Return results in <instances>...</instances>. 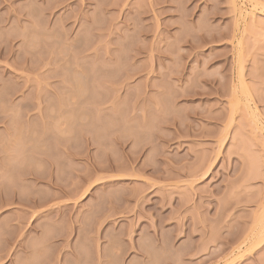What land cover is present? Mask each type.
<instances>
[{"label":"rangeland","instance_id":"1","mask_svg":"<svg viewBox=\"0 0 264 264\" xmlns=\"http://www.w3.org/2000/svg\"><path fill=\"white\" fill-rule=\"evenodd\" d=\"M0 264H264V0H0Z\"/></svg>","mask_w":264,"mask_h":264},{"label":"bare ground","instance_id":"2","mask_svg":"<svg viewBox=\"0 0 264 264\" xmlns=\"http://www.w3.org/2000/svg\"><path fill=\"white\" fill-rule=\"evenodd\" d=\"M242 124V123H241ZM243 125V124H242ZM17 134V133H16ZM20 134V133H19ZM19 136V135H18ZM20 137V136H19ZM17 139H19V138H17ZM20 148V147H19ZM18 150V149H17ZM192 172V171H191ZM247 239V238H246ZM223 248V247H222ZM224 250V249H223ZM225 251V250H224Z\"/></svg>","mask_w":264,"mask_h":264}]
</instances>
